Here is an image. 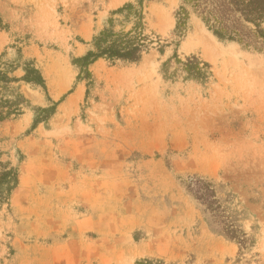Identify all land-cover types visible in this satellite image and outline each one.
<instances>
[{"label": "rangeland", "instance_id": "1", "mask_svg": "<svg viewBox=\"0 0 264 264\" xmlns=\"http://www.w3.org/2000/svg\"><path fill=\"white\" fill-rule=\"evenodd\" d=\"M125 4L147 50L84 77L74 60L110 19L130 29ZM0 72L26 100L0 120V264H264V38L220 40L182 0H0Z\"/></svg>", "mask_w": 264, "mask_h": 264}, {"label": "trees", "instance_id": "2", "mask_svg": "<svg viewBox=\"0 0 264 264\" xmlns=\"http://www.w3.org/2000/svg\"><path fill=\"white\" fill-rule=\"evenodd\" d=\"M182 1L183 4L190 5L199 13L208 29L220 40L238 41L249 46L253 39L264 38V31L261 30V25L264 23V0ZM139 3L141 6V1ZM112 15H122L126 22L131 19V27L129 30L122 28L115 31L114 20L110 19L108 27L103 28L93 36L90 50L82 57L74 60V65L84 77L89 76L88 67L99 59L110 62H139L151 42L149 36L145 34V23L141 9L135 8L132 4H125L112 12ZM176 18V29L181 32L184 30L188 19V12L184 5L180 6ZM178 63L183 66L182 69L188 74V77L196 80L204 81L210 74L208 71L210 66L193 56L187 57L185 62ZM21 80L45 89V83L39 71L31 64L24 68V76ZM14 81L16 79L9 78L6 73L0 72V85L6 86ZM25 103L26 100L18 93L13 95V100L0 97V107L3 109L0 120L21 114L22 106ZM11 173L9 170L5 175L10 176ZM10 179H12V175ZM192 182V187L189 186L190 192L202 203L209 206L211 201L207 198L211 194L210 185L206 182L202 183L200 180ZM138 264H159V262L144 261Z\"/></svg>", "mask_w": 264, "mask_h": 264}]
</instances>
